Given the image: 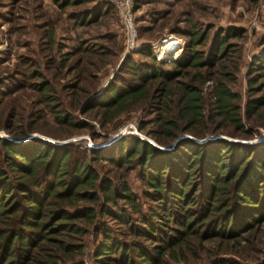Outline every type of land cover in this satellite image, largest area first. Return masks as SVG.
Instances as JSON below:
<instances>
[{
  "label": "rangeland",
  "instance_id": "1",
  "mask_svg": "<svg viewBox=\"0 0 264 264\" xmlns=\"http://www.w3.org/2000/svg\"><path fill=\"white\" fill-rule=\"evenodd\" d=\"M257 6L258 0H133L139 47L127 52L125 30L110 0H0V137L66 145L79 161H90V148L105 158L118 159L117 148L132 138L170 149L175 141L162 135L157 121L161 118L178 127L176 139L263 142L264 106L249 117L245 114L247 102L264 99V31L255 30L261 21ZM221 38L226 47L216 57ZM168 39L179 41V55L173 60L153 64L151 58L137 53L148 48L154 57L158 52L154 54L152 46ZM192 53L196 66L174 65ZM153 65L154 70H148ZM147 71L169 72L172 78H149ZM139 84L141 97L126 101L124 109L85 110L112 88L123 96ZM217 84L237 96L230 102L239 109L241 130L216 115ZM185 86L194 87L201 98L202 115L190 127L180 114ZM59 118L65 121L60 124ZM89 164L116 189L125 182L142 211L152 206L143 195L142 171L135 162L116 165L91 159ZM116 203L129 212L123 200ZM78 224L85 229L77 240L83 245L75 258L79 264H94L93 253L101 238L98 226L107 225L114 234L125 227L105 215ZM191 245L195 255L168 259L167 264H204L212 255L234 258L240 264H263L264 221L248 242Z\"/></svg>",
  "mask_w": 264,
  "mask_h": 264
},
{
  "label": "trees",
  "instance_id": "2",
  "mask_svg": "<svg viewBox=\"0 0 264 264\" xmlns=\"http://www.w3.org/2000/svg\"><path fill=\"white\" fill-rule=\"evenodd\" d=\"M224 39L217 42L216 57L226 47ZM188 51L192 52L191 48ZM137 53L159 63L148 48ZM192 55L174 65L196 66ZM146 73L149 78H172L169 72ZM142 93L141 84L123 96L112 88L85 110L98 106L124 109L126 101L138 100ZM236 97L217 84L214 110L241 130L239 109L230 102ZM180 103V114L190 127L202 115L198 91L185 86ZM262 106L264 99L247 102L246 117ZM58 121L61 124L65 118ZM157 121L162 135L175 141L168 150L139 138L123 142L117 148L118 159L105 158L90 148V161L139 165L143 195L152 202L145 211L125 182L116 189L108 178L99 177L86 158L73 159L69 146L0 137V264H79L75 258L83 245L77 240L85 229L78 221L90 223L98 215L125 227L116 234L107 225L96 228L101 238L93 253L94 264H167L168 259L178 261L186 254L195 255L191 244L204 248L205 242L218 246L248 242L264 221V141L245 144L221 138L202 142L176 139L178 127L173 121ZM117 199L124 201L129 212L117 205ZM78 201L88 205H77ZM204 264L240 263L212 255Z\"/></svg>",
  "mask_w": 264,
  "mask_h": 264
},
{
  "label": "built area",
  "instance_id": "3",
  "mask_svg": "<svg viewBox=\"0 0 264 264\" xmlns=\"http://www.w3.org/2000/svg\"><path fill=\"white\" fill-rule=\"evenodd\" d=\"M111 4L115 7L117 14L120 18V21L125 30V46L126 51L131 52L138 49L136 30L134 26V13H133V0H110ZM257 11L260 14L261 21L257 22L255 25V30L264 31V0H258ZM168 41L176 42L175 46L170 51H159L161 46H152V51L157 55H154L156 61L160 62L163 60H173L172 55L179 51V41L175 39H168ZM162 57V59H160Z\"/></svg>",
  "mask_w": 264,
  "mask_h": 264
},
{
  "label": "bare ground",
  "instance_id": "4",
  "mask_svg": "<svg viewBox=\"0 0 264 264\" xmlns=\"http://www.w3.org/2000/svg\"><path fill=\"white\" fill-rule=\"evenodd\" d=\"M176 42H173V41H166L164 42L159 51H170L174 46H175ZM179 55V51H176L173 55H172V58H175ZM160 59H162V57H160Z\"/></svg>",
  "mask_w": 264,
  "mask_h": 264
}]
</instances>
